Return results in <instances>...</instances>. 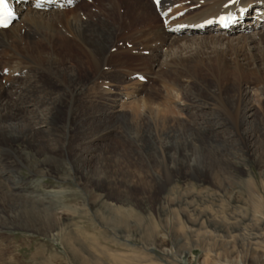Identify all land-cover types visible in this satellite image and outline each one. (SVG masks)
<instances>
[{"label": "rangeland", "instance_id": "374dc122", "mask_svg": "<svg viewBox=\"0 0 264 264\" xmlns=\"http://www.w3.org/2000/svg\"><path fill=\"white\" fill-rule=\"evenodd\" d=\"M134 1H138L141 12L148 14V25L143 27L145 29H139L137 27L139 24H131L132 20H129L134 18L137 11ZM134 1L81 0L74 9L67 8L65 13L57 14L56 18H44L45 21L43 18L28 20L26 23L28 25L24 24V26L27 31H31L33 41L35 39L33 32L37 34V32L55 30L63 35L65 44L60 48V64H57L59 71L62 72L65 68L74 70L76 79L84 85V89L89 86V80L95 74L92 63L101 58L106 47L110 50L107 51L108 55L106 54L105 57L108 67L104 70L109 72L111 81L116 85L124 79L122 77L125 75L124 68L128 65L116 66L112 62H116L119 56L113 59L110 57L114 53L115 55L124 53L131 55L136 49L135 56H140L141 51L149 52L147 56H140L143 61H134L130 63L132 66L127 68L131 67L133 72L142 71L143 67L152 70L154 77L150 79L146 77L147 83L140 84L149 87L152 93H155L151 97L153 104L168 109L172 115L180 116L182 121L179 124L175 123L168 130L183 133L190 128L188 124L194 123L192 122L194 118L189 117L181 108L186 106L187 102L190 104L201 97V101L212 105L207 108V111L227 120V127L222 125L223 127L218 130L220 131L218 136H220L219 141L224 157L236 168L237 176L223 178V181L230 185L226 192L218 188L220 182L218 178L194 179L188 174H181L168 186L160 188L153 183L152 174L157 172L153 156L144 158L137 155L135 146L127 138L128 133L132 136L141 135L146 131L154 133L153 127L148 124L149 121L147 123V120L140 118L134 119L133 126L128 124V127L122 125L121 121L116 122L114 128L98 141V145L92 146L95 151L87 156V152L84 151L88 145L82 137L80 138L79 126H85L91 122L94 128L93 135H97L109 125H103L102 117L106 118V115L101 116L103 107L108 101L101 100V98L96 100L92 97L94 90L88 91L90 94L85 91L77 97L79 107L75 111L76 117L75 119L71 117L69 122L72 130L67 128L66 116H63L59 118L56 130L49 132L50 136L40 134L35 145L17 141L8 146L9 151L0 153V162L4 160L9 169L12 167L15 169L17 167L15 164L18 165L17 159H19L38 172H45L47 167L43 164L50 155L64 156L63 159L59 157L63 161L52 177L41 179L40 176H36L34 178V180H42L48 187L59 188L55 192L63 191L58 197L51 198L52 202L57 201L59 205L54 202L56 205L50 203V198L45 199L53 211L63 219L62 239H48L19 228L9 231L0 230V264H7L9 256L18 261L16 264H41L42 262L44 264H73L65 249V244L70 241L79 246L78 256L81 259L87 258L88 264H204L206 260H209V264H241V259L247 250L264 251V220L253 217L256 213L254 204L257 203L252 202L248 193L249 189L259 190L260 183H264V149L259 148L264 146V64H257L249 55L252 47L260 45V48H264V36H262L263 39L260 36L257 37L253 35L256 31L250 30L245 33L241 32L244 37L238 41H226L215 36L214 32L210 33L213 36L205 35L209 32L206 31L203 34L179 35L178 42L171 43V45L170 41L156 42L157 36L158 40L163 39V36L157 32L163 26L159 25V19L152 9L147 8L150 0ZM182 1L170 0V9L175 14L183 12V9L187 14L193 12L192 7L189 6L190 0ZM109 8L119 10L116 16L113 17L107 13ZM47 11L40 13L46 14ZM21 16L15 21L12 33H21V25H23L21 24L23 16ZM50 20L53 21V25L49 27ZM72 22L73 25H79L84 30L85 35L82 40L73 37L69 32L71 29L68 24ZM136 28L144 32L145 36L142 37L139 31L135 30ZM148 32L156 37V41L153 36L152 38L146 37ZM230 37L235 39L236 35L232 34ZM20 40L22 44L19 45L17 51L25 53L28 41L26 39L24 41L23 37ZM261 40L263 41L260 42ZM138 44L144 45L135 47ZM155 45L160 47L161 51L157 53L158 56L155 57L156 60L154 59L153 63L154 53L150 48ZM179 52L191 55L195 53L202 57L219 55L222 61L218 65L193 66L189 69L182 67L165 69L163 67L161 71L167 74L161 77L157 64L161 59L167 58L168 54V56H174ZM6 69L9 73L14 70V68H3L0 65V87L9 86L7 80L11 77L25 79L26 71H31L28 68L22 76L18 74L10 76L9 73H1ZM45 70L44 66L43 71L40 72L43 74L38 76V80L43 81L45 77V80L50 83L49 87L52 86L55 91L57 83L48 77ZM128 79L132 82L136 81L133 75ZM123 85L121 83L120 88H125L122 91H127L129 83L125 82ZM241 87L249 90L250 103L254 105L256 124H253L250 130L244 129L239 122L244 114V109L241 110L238 107L242 101L238 92ZM188 90L194 94L193 97L197 96L194 100L187 95L190 93ZM170 94H174L175 100L171 99ZM243 131H247L251 138H244ZM152 133L150 135L155 137ZM43 144H48V153L39 154L34 147ZM180 156V150H178L173 158L177 160ZM28 172L25 168L17 170L18 176L22 179L28 178ZM10 176L5 173L0 178V182ZM128 183L131 186L125 188ZM258 193L263 197L264 202V192L259 190ZM57 198L60 200L58 201ZM163 198L175 200V204L166 206L160 200ZM5 247H8V253ZM231 251H233L232 255H227Z\"/></svg>", "mask_w": 264, "mask_h": 264}, {"label": "bare ground", "instance_id": "6f19581e", "mask_svg": "<svg viewBox=\"0 0 264 264\" xmlns=\"http://www.w3.org/2000/svg\"><path fill=\"white\" fill-rule=\"evenodd\" d=\"M19 1H21V4L18 7L17 13L23 16V21L21 23L23 24L21 25V33L19 34H16L14 32L12 33L14 22L11 23V25L6 30H0V65L3 66V68H7V67L14 68V70L10 72V76L11 75L14 76L15 74L22 76L26 71L25 69L28 68L31 69V71L28 70L26 71L27 76L25 77V79L20 80L11 77L7 80L9 82L8 83L9 86L3 87L2 85L0 87V153L1 152L5 153L9 151L8 146L12 143L14 144V142L17 141H21L28 145L30 144L35 145L37 142V138L40 134H42L43 136L45 135L50 136L49 132L56 130V128L59 125L58 120L63 116L64 117L66 116L65 124L67 128L69 130H72L73 128L71 129L69 122L71 121V117L72 119H75L76 117L75 111L79 107L77 97L81 96L80 94L84 93L85 91L88 92L94 90V94H93L94 96L92 97H94L96 100H100L101 98V100L105 99L108 101V103H105L103 107L104 108V110L102 111L103 114L100 115L101 116L106 115V118L102 117L103 120L102 123L104 126L107 125L109 126H107V128H105L102 133L100 132L97 135H93L94 128L92 127L91 122L88 125L79 126V133L81 134L80 138L82 137V140L86 143V145H88V147H86V151H84L87 152L86 153L87 156H90L91 153L95 151L93 150V147H95L98 141H100L105 137L106 135L105 133H108L109 130L114 128V124H116V122L121 121L122 125L128 127L127 126L128 124L131 125L133 124L134 119L138 120L140 118L141 120L143 119L145 121L147 120L146 121L147 123L149 121L148 123L149 126L151 125L154 129V133L152 132L151 133L155 137H152V135H150L151 133L146 131V133H142L141 135L139 134L138 136L137 134L132 136L131 133H128L127 138L130 141H132L133 145L135 146L137 155L142 156L144 158H148L150 155L153 156L155 160V167L157 168V172L152 174L154 184L160 186V188H164L168 186L171 182H173L174 179L179 178L181 174H188L190 177L194 179L218 178L220 179L219 184L216 182L218 184V188L223 192H226L229 189L230 185H228L225 181H223L224 180L223 178L225 176L236 177L238 172H236V168L233 167V165L229 162V160H227L224 157V152L221 146V142L219 141L220 136H218V134L220 133V131L218 130L223 127L222 125H224V127L225 126L227 127L228 123L227 120L222 119L221 116L213 115L214 113L207 111V108L212 106L211 104H207L205 103V101L204 102L201 101V97L199 96H198L200 98L199 100L195 99V97L197 96L193 97L194 94H192L188 90L190 93L189 94L187 93V95L191 96V98L195 100L192 101L190 104H188L187 102L186 103L187 105L182 106L181 110L185 112L189 117L194 118V121H192L194 123L191 124L189 123L188 125L190 128H187V130L184 131L183 133H177L168 130V128L172 127L175 123L179 124L182 121L179 118L180 116L178 117L177 115L176 116L172 115L170 114L171 112L168 109L153 104L151 101V97L152 94L155 93H152L149 87L140 84L141 82H139L138 80L140 77H144V78L147 77L149 79L154 77L153 76L154 74L151 73L152 70L143 67L144 69H142V71L133 72L131 71V67L127 68L128 66H132V64L130 63H133L134 61H143L142 57L140 56L149 55V52L141 51L139 53L140 56L137 55L135 56L134 54H137V49L134 51V54L131 55L128 53H124L122 55H115L114 53L113 56L110 57L113 59V57L119 56V59H116V62H112L113 64H116V66L119 65L122 66L124 64L128 65L124 68L125 75L122 76L124 79L123 80L121 79L122 85L125 82L129 83V85L127 86L128 88L127 91L125 90L122 91L125 88L122 89L120 88L121 83H119V85H116L115 82H112L109 72H105L104 70L106 67H108L106 65L105 57L106 54L108 55L107 51L110 50L109 47H106V50L104 51L105 53L101 56V58L99 59L97 58L98 60L96 59L97 62L92 63V67L95 68V74L89 80L90 82L89 86L86 85L87 87L85 86L86 88L84 89V85H82L76 79V74L74 70L65 68L62 72L59 71V65L57 64L58 63L60 64L59 62L61 58L60 48L62 47V45L65 44L64 41L65 38H63V35L60 32H56L55 30H48V31L46 30L43 32H37V34L36 33L34 34L33 32V35L35 37L34 39L35 42H34L32 40L33 36L30 35L31 31L30 32L29 30L27 31V29L24 26V24H26L28 20L34 21L42 18L43 19L56 18L57 14L65 13L66 12L65 10L67 8L65 7H63L62 9H59L57 7L48 8L54 10L47 11L48 10L47 9L46 10L47 12L45 14V13H40L41 11H45L44 9L40 10L39 12H37L38 10L35 11V9L32 8V5L30 4L31 3L30 0H19ZM74 1L75 3L81 2V0H74ZM134 3H135L134 7L137 6V11L135 12L134 18L129 20H132L131 24H139L137 26L139 27V29H145L143 27L148 25V19H147L148 14H146L143 11L141 12L138 1H134ZM149 3L150 5L147 4V8L152 9V11L157 15L156 8L152 4L151 0ZM263 4H264V0H236V3L234 4L231 3L230 0H190L189 6L190 8L192 7L193 12H189L187 14V12L184 11L185 9H183V12L179 10L180 12L177 13H181V16H179L178 18H173L171 21L168 22L166 26H163L161 24L163 27L158 29L157 32L160 36H163V39L158 40L159 37L157 36L156 38L150 32H148L146 37L148 36L152 38L153 36L154 37L153 39L155 38L157 39V41L155 39L156 42L158 41L161 42L163 40L164 42L170 41L169 43L171 45V43L178 42L177 39L179 35L189 34V33L203 34L206 31L209 32L213 31L215 33V36L219 37L221 40L238 41L240 38L244 37V35H242L241 32H246L248 30V28L246 29V27L250 26L251 23L231 21L232 22L231 27L225 32H221L220 30L218 32V28L215 29L214 26L205 29L204 31L202 29H199L197 31L195 30V27L199 26L201 22L206 21L210 18L216 19L221 14H225L233 18L239 12L237 11L238 6H240V8L242 9H249L251 11L253 8L254 9L257 8L258 11H263L264 9ZM169 5H170V0H161V3L158 5L160 12H166V11L171 12L169 13V16H167V18L173 17V15H175L174 11L170 9L171 7ZM187 5L188 4H186V6ZM22 9L24 11L23 14L20 13L22 12ZM103 9L105 10V8ZM118 11L119 10L117 8L107 9V13H109L110 16L112 15L113 17L116 16L115 14ZM101 14H103V12ZM248 17L250 18L252 16L249 14L247 16L246 14V18ZM52 22L53 21H51L49 27L53 25ZM120 22L122 24V21ZM68 25L70 26L69 28L71 29V30L68 29V31L70 30L69 32H71V35H73V37L75 38H78V40H82L83 36L85 35L84 34L85 32L82 29V27L79 25H73V22ZM118 27L117 29H119ZM250 27L252 28V30L256 31L253 35L257 37L260 36V38L264 36L263 25L259 27L257 26H250ZM139 29L137 30L136 28L135 30L139 31L142 37H144L145 36L143 34L144 32L140 31ZM213 29H215V31ZM110 30L112 31V29ZM116 32H118V30ZM207 33L208 32H206L205 35L213 36ZM232 34L236 35L235 39L234 38L232 39L230 37V35ZM29 35L32 37H30ZM22 37L24 38V41L25 39L26 41H28L27 49L26 51L24 50L25 53H19L17 51L19 45L22 44L20 40L22 39ZM263 40H261L260 42H262ZM141 41H143V38H141ZM40 42L42 43L39 44ZM143 45L138 44L135 45V47H141ZM152 47L153 48L150 49H152V52L154 54H153V59L152 57L150 59H152V62L154 63V59L156 60L155 57L158 56L157 53L161 51V48L156 45ZM182 53L181 52H179V54L175 53L176 55L174 56H168L169 55L168 54L167 58H163L161 59V61L159 60L160 62L159 64H157V66H159L160 68L158 72L161 77L162 75L167 74L166 72L161 71V68L163 67H165V69L172 67H182L184 69H189L193 66L206 67L214 64L218 65L222 61L219 55H217V57L214 56L202 57V55L199 56L196 55L195 53H192V55L182 54ZM249 55H251L252 60L257 64L258 63L264 64V48H260V45L257 47H252L251 50H249ZM44 66L46 69L45 71H47L46 74L49 75L48 77H51V79H54V81H56L57 83L56 84L57 89L55 91L52 89V86L49 87L50 83H48V81L45 80V77L43 79V81L45 80L44 82L41 79L38 80V76L40 77V75L43 74V73L40 74V72L41 70L43 71ZM131 75H133V78L136 77V81L132 82V80L128 79L131 78ZM124 80L126 81L123 83ZM183 91L185 92V90ZM238 92L242 98L241 104L238 107L241 110L244 109L243 117L240 118L239 122L241 123L240 125L244 129L250 130L252 125L256 124L254 105L250 103L251 93L249 92V90L242 87L239 89ZM170 97L172 100H175L176 98V97L174 98V94H170ZM168 99L166 98V100ZM230 106H232V104ZM109 123H111V125ZM179 126L181 127V125ZM128 130H130V128H128ZM246 132L244 131L242 132L244 138L250 139L251 136L250 135L248 136L249 133ZM47 146L48 144H43V145H38L34 148L39 154H45L48 153ZM259 148L264 149V146ZM178 150H180L181 156L179 157V159L175 160V158H173V155L176 152H178ZM59 157H61L62 159L64 158V156L61 155H58L57 157H55L54 155L49 156L48 160H46L43 164V166L47 167L45 172H38L36 171V169L34 170L32 168H29L28 165H25L19 159H17L18 165L15 164L17 166L15 167V169H13V167L9 169L6 166L4 160L0 162V178L3 177L5 173L11 175L10 177L4 179L3 182H0V230L1 231L2 230L9 231L12 229L19 228L23 231L29 233H35L37 235H41L42 237L48 239H54V238L62 239V235H63L62 233L64 231L62 228L63 219L61 218V216L57 214V212L55 213L53 211V209L47 204L45 199L50 198L49 201H51V198L58 197V195L63 193V191H61V193L55 192L59 188L57 189L55 187H48L42 180H34L36 176H40L41 179L52 177L53 173L58 171V169L60 168L59 166L63 161ZM22 168H25L29 171L28 172L29 176L27 179H22L18 176L17 170ZM129 186L131 185H129L128 183V185H126L125 188H129ZM259 190L260 192H264L263 182L260 183ZM259 190L255 188L249 189L248 193L252 202L257 203L254 204V209L256 213L254 212L255 216L253 217H256V219L264 220V212H263L264 202H263V197H261L260 193H258ZM36 192H39V194H35ZM63 196L61 198H63ZM59 200L60 199H58V201ZM160 200H162L163 204H165L166 206H172L173 204H175V200H168L164 198ZM53 202L56 204L58 203L57 201H53ZM53 202L51 201L50 203ZM59 204L60 203H58V205ZM65 249L69 254L73 264H88L86 260L87 258L81 259L78 256L79 255L78 251L80 248L78 245H75L72 241L68 242V244H65ZM7 250L8 247H5L6 253H8ZM232 253L233 251L228 252L227 255L231 256ZM16 262L18 263L16 259L10 256L7 257V264H16ZM240 263L264 264V251H256V250L253 251L249 249L244 253ZM41 264L44 263L42 262ZM204 264H209V260L204 261Z\"/></svg>", "mask_w": 264, "mask_h": 264}, {"label": "snow or ice", "instance_id": "6c2138e0", "mask_svg": "<svg viewBox=\"0 0 264 264\" xmlns=\"http://www.w3.org/2000/svg\"><path fill=\"white\" fill-rule=\"evenodd\" d=\"M231 3H236V0H230ZM155 3L160 4L161 0H155ZM13 18V13L9 8V0H0V29L7 28ZM229 16L227 19H231ZM222 21L225 17L220 18Z\"/></svg>", "mask_w": 264, "mask_h": 264}]
</instances>
